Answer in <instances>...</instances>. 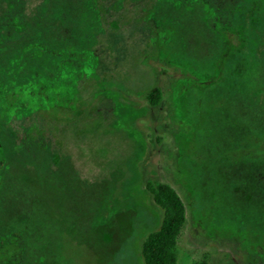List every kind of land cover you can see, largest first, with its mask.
I'll use <instances>...</instances> for the list:
<instances>
[{"label":"rangeland","instance_id":"374dc122","mask_svg":"<svg viewBox=\"0 0 264 264\" xmlns=\"http://www.w3.org/2000/svg\"><path fill=\"white\" fill-rule=\"evenodd\" d=\"M147 181L178 264H264V0H0V264H143Z\"/></svg>","mask_w":264,"mask_h":264},{"label":"trees","instance_id":"16d2710c","mask_svg":"<svg viewBox=\"0 0 264 264\" xmlns=\"http://www.w3.org/2000/svg\"><path fill=\"white\" fill-rule=\"evenodd\" d=\"M148 103L157 107L162 101V90L154 86L146 93ZM145 188L153 202L162 211L158 229L150 232L142 242L143 264H178V237L186 223V206L170 185L147 181ZM195 264H210L203 259Z\"/></svg>","mask_w":264,"mask_h":264}]
</instances>
